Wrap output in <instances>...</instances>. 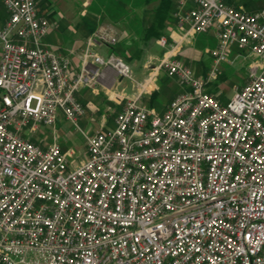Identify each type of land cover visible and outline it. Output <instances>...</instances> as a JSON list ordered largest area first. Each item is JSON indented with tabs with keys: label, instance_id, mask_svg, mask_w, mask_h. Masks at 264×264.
Masks as SVG:
<instances>
[{
	"label": "built area",
	"instance_id": "2783aa9c",
	"mask_svg": "<svg viewBox=\"0 0 264 264\" xmlns=\"http://www.w3.org/2000/svg\"><path fill=\"white\" fill-rule=\"evenodd\" d=\"M192 2L175 16L214 32L210 74L236 46L260 58L248 82L223 104L191 68L163 59L185 91L161 114L127 98L71 166V152L31 135L60 114L75 123L77 92L104 68L127 75L94 50L117 39L93 34L74 73L44 45L51 25L37 0H0V264H264V9Z\"/></svg>",
	"mask_w": 264,
	"mask_h": 264
},
{
	"label": "rangeland",
	"instance_id": "374dc122",
	"mask_svg": "<svg viewBox=\"0 0 264 264\" xmlns=\"http://www.w3.org/2000/svg\"><path fill=\"white\" fill-rule=\"evenodd\" d=\"M63 1L64 4L61 3ZM155 1L156 0H133V4L127 7L119 5L120 3H117L118 5H113L111 2V5L108 7L104 5L101 10L97 12L99 13V21L97 20L95 23L88 21L90 26H94V28L97 29L101 25H110L109 22L103 20L107 19L114 22L115 19L120 18L123 14L131 17L128 26L131 30L130 33L126 38L123 37L121 41H118V43L121 42L125 47L123 53L118 54L114 52V50L110 49L109 45H103L102 47L103 51L111 52L108 56L114 55V57L121 60V63H126L129 72L127 75L123 76L119 73L117 68L109 66L104 68L102 73H110L112 82L118 79V77H123L122 83L118 88L120 89L132 84V79L134 80L135 77H132V72H135L134 75H136L137 84L139 85L138 88L140 89L138 93L134 94L136 89L133 90L131 87H128V92H130L131 95L127 97H120L121 95L118 97L114 96V85L108 87V91L100 87L99 82L102 78L101 75L96 85L93 87L81 88L85 89L82 91L83 95L81 93L79 97L76 94L78 101L83 105L84 114L79 117L75 123L66 120L64 116L60 114L54 125H39L38 129L31 135V139L34 142L46 147L53 141H56L63 151L72 153L71 166H74L86 159V137L98 130H105L113 127L115 117L121 110L122 103L126 101L127 98H132L145 108L161 114L171 100L185 91V87L180 84L177 78L169 76L166 70L159 66L163 59L158 61L159 57H157V59L152 57L156 52L157 55L161 56L160 53L162 48L159 46H165L159 43L161 36L147 42L142 40L143 32L139 30L143 24L138 22V18L141 20L140 16L142 14L150 13V9L155 6ZM56 2L57 6L50 5L49 3V7H45L44 3H39L37 1V10L41 16H44L48 20L51 25L50 31L55 32L58 40H61V36L69 29L73 31L85 30V32H87L86 23L84 21L79 23L75 21V18L78 16L77 10L80 11L84 9L82 0H56ZM79 2L81 4L79 7L73 5ZM254 6L260 9V11L261 9L263 10L264 0H256ZM178 9L179 2L177 9L175 5L173 12L175 13ZM182 9L187 10L184 6ZM87 17L90 19L89 17L91 16L87 14L86 18ZM50 31L46 36L49 35ZM161 34L162 33H160V35ZM45 37H43L44 45L49 47L44 41ZM214 46H216V40L212 47L206 50L200 49L196 58L179 55L178 58L181 60L177 58L173 59L179 60L185 66L191 68L196 75L201 76L204 80L205 90L217 98L221 103H225L232 98L237 89L248 82L251 64L260 60V58L250 54L248 50L239 49L234 46L230 51L228 60L218 63L216 65V73L212 76L210 73L214 64V59L210 55V49ZM151 94L154 95V98L149 105L147 100Z\"/></svg>",
	"mask_w": 264,
	"mask_h": 264
},
{
	"label": "crops",
	"instance_id": "0c3cea01",
	"mask_svg": "<svg viewBox=\"0 0 264 264\" xmlns=\"http://www.w3.org/2000/svg\"><path fill=\"white\" fill-rule=\"evenodd\" d=\"M37 1L39 3L40 2L44 3L45 7L46 6L49 7V3L50 5L57 6L56 0H37ZM179 1L180 0H175L176 9H177ZM183 1H185V5H184L185 9H189L193 4L192 0H183ZM80 2L77 4L74 3L73 5H77L79 7L81 5ZM111 2L113 3V5H118L117 3H120L119 5L126 6V7L133 4V0H114V1L113 0H82V5L84 9L80 11L77 10L78 16L77 18H75L76 23L83 21L84 18H86L87 14L91 16L89 17L90 19L94 20L95 18L96 21L97 20L99 21V13L97 12L101 10V8L104 5L107 7L111 5ZM159 2L160 0H156L155 6L153 7H156ZM224 2L232 6L242 7L243 9L251 13L260 11V9H257L254 6V3L256 2V0H224ZM61 3L64 4V1ZM6 17H7L6 10L4 9L3 5L0 3V24L4 23ZM140 17H141V20H139L138 18V22H141L144 26L142 25L139 31L143 32L144 28L150 22L153 21L154 17L151 15V13H144ZM130 20H131V17H129L126 14H123L120 18L115 19L114 22L111 20H107V19L103 20V21L109 22L110 25L109 26L106 24L105 26L101 25L100 27L95 29L96 31L94 30V32L92 33L88 31L87 26H86L87 32H85V30L73 31L72 29L71 30L69 29L65 34L61 36V40H58L55 32L50 31L49 35L45 37L44 41L49 47H51L55 51L62 53L64 55H67L71 60L72 71L76 73L80 70L81 57L84 53L87 39H89L93 34L97 33L101 29H108L116 37L117 41L119 40L121 41L122 40L121 38L123 37L126 38L131 31L130 28H128ZM161 33H162L161 36H164L167 39V42L165 46L163 47L159 46L160 48H162L161 53H160L161 56L157 55L156 54L157 52L155 54L153 53L154 55L152 57L156 59L157 57H159L158 61H160L161 59H166V58L179 59L178 58L179 55L196 58L198 55V51L200 49L206 50L207 48L212 47V45L214 44L216 40L214 37L213 31H208L206 33H201V34L194 33L192 30H190L188 25L183 24L178 20L174 12H173V19H169L167 22H165ZM87 34L89 37L87 36ZM102 47L103 45L95 46L94 47L95 52L102 55L103 57L111 54V52L103 51ZM132 73H133L132 77L135 76L134 80L132 79L133 81L132 84L130 86H124L118 89L122 83L123 77H118V79H116L114 83L111 80L110 73L104 72L102 73V78H101V81L99 82L100 87L103 90L105 89L108 91V87L114 85L115 89H114L113 94L114 96H117V97L120 95H121L120 97H123V96L127 97L131 95L130 92H128V89H127L128 87H131L133 90L136 89L134 92V94H136L138 93L140 89L138 88L139 85L137 84L138 81H137L136 75H134L135 72H132ZM84 90L85 89H80L77 92V95L80 97L82 91ZM123 103L121 105V108L123 106Z\"/></svg>",
	"mask_w": 264,
	"mask_h": 264
},
{
	"label": "trees",
	"instance_id": "16d2710c",
	"mask_svg": "<svg viewBox=\"0 0 264 264\" xmlns=\"http://www.w3.org/2000/svg\"><path fill=\"white\" fill-rule=\"evenodd\" d=\"M175 4V0H160L156 7L150 9L149 12L154 17V19L144 28L142 36V40L144 42L150 41L151 39H157L161 36L160 33L162 32V28L164 27L165 22H167L169 19H173V10ZM83 21L86 23L89 32H93L95 30L94 26H90V24L88 23V21H92V23H95V18L94 20H92L88 19L87 17L84 18ZM117 43H115L114 45H109V47L110 49L114 50V52L121 54L123 53L125 47L122 45L121 42L118 43V45ZM153 98L154 95L151 94L149 96V99L147 100L149 102V105Z\"/></svg>",
	"mask_w": 264,
	"mask_h": 264
}]
</instances>
